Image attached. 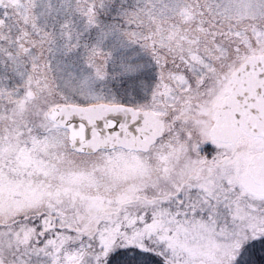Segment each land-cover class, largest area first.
I'll use <instances>...</instances> for the list:
<instances>
[{
  "label": "snow or ice",
  "instance_id": "1",
  "mask_svg": "<svg viewBox=\"0 0 264 264\" xmlns=\"http://www.w3.org/2000/svg\"><path fill=\"white\" fill-rule=\"evenodd\" d=\"M0 264H264V0H0Z\"/></svg>",
  "mask_w": 264,
  "mask_h": 264
}]
</instances>
